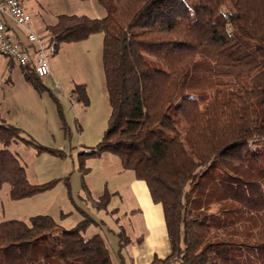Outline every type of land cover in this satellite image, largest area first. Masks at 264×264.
I'll use <instances>...</instances> for the list:
<instances>
[{"label": "trees", "instance_id": "1", "mask_svg": "<svg viewBox=\"0 0 264 264\" xmlns=\"http://www.w3.org/2000/svg\"><path fill=\"white\" fill-rule=\"evenodd\" d=\"M99 2L105 16L59 14L48 28L56 45L103 34L111 113L102 140L79 153L82 168L108 151L146 182L172 250L151 264H264V0ZM23 68L45 87L33 64ZM18 141L61 153L0 123V190L8 184L15 200L60 181L31 183L11 150ZM83 212L70 229L49 214L0 221V264H114L102 235L85 238L94 220Z\"/></svg>", "mask_w": 264, "mask_h": 264}, {"label": "rangeland", "instance_id": "2", "mask_svg": "<svg viewBox=\"0 0 264 264\" xmlns=\"http://www.w3.org/2000/svg\"><path fill=\"white\" fill-rule=\"evenodd\" d=\"M36 4L38 14H32L33 21L50 19L56 11L94 16L97 10L104 16L107 14L99 0H36ZM38 32L49 37L45 28ZM54 58L59 84L53 79L52 86L43 78L45 87L39 89L25 78L21 65L0 54V122L10 121L24 129L27 137L61 152H40L23 141L11 146L31 183L60 181L44 193L18 200L9 197V185L5 184L0 190V221L49 214L61 229H70L86 218L84 210L94 220H89L83 233L85 238L109 235L120 244L123 235L127 238L124 246L108 243L116 260L114 250L123 246L124 253L130 251L134 240L145 231L143 214L135 210L138 203L131 191L135 172L124 169L121 157L108 151L85 158L86 171L79 159L81 151L96 147L102 140L111 113L102 60L103 34L95 33L78 42H58ZM10 62L14 64L11 69ZM50 91L63 106L66 130ZM104 194L108 195V201L98 207L95 202ZM196 194L203 196L200 192ZM216 210L217 204H213L210 212Z\"/></svg>", "mask_w": 264, "mask_h": 264}, {"label": "crops", "instance_id": "3", "mask_svg": "<svg viewBox=\"0 0 264 264\" xmlns=\"http://www.w3.org/2000/svg\"><path fill=\"white\" fill-rule=\"evenodd\" d=\"M26 10L32 18L31 28L40 36L41 34L38 31L42 30L43 28L49 31L48 28L54 23H56L58 15L62 14L56 11L50 16V19L43 18L42 20L36 19L33 21L32 14L34 13L38 14L36 0H28L26 2ZM95 12H96V15L92 17L101 18L104 16L103 13H99L97 10ZM17 32L19 36L21 37V39L23 41H26L24 32L19 30L18 28H17ZM46 39L50 40V37H47ZM53 57H51V67H52L53 75H52V78L46 79V81L52 86L53 84L51 82H53V79L56 80L57 85L59 84L57 80V70L55 67L56 59L55 58L52 59ZM10 63L11 64H9V68L11 69L10 65H14V64L12 62ZM23 73H24V70H23ZM54 87H56L55 84H54ZM3 122L11 124L10 121L9 122L3 121ZM3 122H0V123H3ZM130 185H131V191L133 193V196H135L134 198H136L135 200L138 203V208H135V210L139 213H142L144 217L143 221H144L145 231L141 235L144 237V239L141 243H137V241L134 240L132 249L130 251L127 250L126 253H124V251H122L123 249H121L123 248V246L119 248L120 250L118 251L114 250V254L116 255V260H114L113 258L114 256H113L112 257L113 263L114 264H151L155 256H158L159 258H165L168 255H170L172 251L166 224H165L163 207L160 203H155L152 200V197H151V194H150V191H149V188L146 182L143 180L137 179L135 174H134V177L131 179ZM104 238L107 241V243L111 244V246H114L115 244L119 246L120 244V241L117 240V238L113 240L109 235L105 236Z\"/></svg>", "mask_w": 264, "mask_h": 264}, {"label": "built area", "instance_id": "4", "mask_svg": "<svg viewBox=\"0 0 264 264\" xmlns=\"http://www.w3.org/2000/svg\"><path fill=\"white\" fill-rule=\"evenodd\" d=\"M27 1L0 0V54L22 67L33 64L40 77L52 78L51 57L57 52V45L31 28ZM17 28L24 32L26 41Z\"/></svg>", "mask_w": 264, "mask_h": 264}]
</instances>
